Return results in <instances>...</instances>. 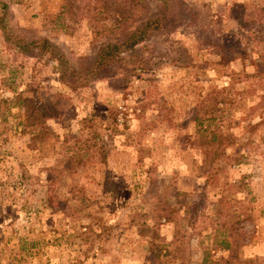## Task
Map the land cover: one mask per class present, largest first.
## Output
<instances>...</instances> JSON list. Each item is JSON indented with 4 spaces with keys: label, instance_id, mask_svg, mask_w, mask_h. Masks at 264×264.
I'll return each instance as SVG.
<instances>
[{
    "label": "rangeland",
    "instance_id": "374dc122",
    "mask_svg": "<svg viewBox=\"0 0 264 264\" xmlns=\"http://www.w3.org/2000/svg\"><path fill=\"white\" fill-rule=\"evenodd\" d=\"M5 1L18 33L47 37L73 60L118 40L114 9L130 13L138 3L108 0L94 28L76 10L61 14L65 0ZM186 1L195 23L152 35L77 89L62 81L56 59L0 35V99L13 100L0 115V264H206V249L215 260L227 255L212 237L223 223L246 238L238 258L264 264V81L236 82L210 127L239 133L233 164L216 166L196 146L207 139L193 120L205 89L264 65L257 48L239 57L240 25L229 14L234 3L264 0ZM57 93L64 112L35 144L24 111Z\"/></svg>",
    "mask_w": 264,
    "mask_h": 264
},
{
    "label": "trees",
    "instance_id": "16d2710c",
    "mask_svg": "<svg viewBox=\"0 0 264 264\" xmlns=\"http://www.w3.org/2000/svg\"><path fill=\"white\" fill-rule=\"evenodd\" d=\"M137 1L138 3L136 2L135 10L132 11L133 13L114 9L117 21L121 20L119 22L121 23L119 27L123 28L121 37L116 41L102 45L96 56L92 59L83 56L73 60L57 43L47 37L25 38L13 28L10 6L5 0H0V35L10 46L24 53L31 55L47 54L51 58L56 59L60 66V78L62 81L67 83L71 89H77L87 86L90 78L98 74H106L108 71H105L108 70V67L113 65L123 52L135 49L137 45L147 41L152 35L161 32L173 33L180 27L197 21L196 13L186 0H153L155 8L152 11H150L151 0ZM109 9H111V6L108 0H65V3L61 5L60 13L66 14L68 11L76 10L75 14L85 16L90 25L95 28L94 21L96 15L107 12ZM229 14H232L240 25L241 34L239 35V40L236 41L237 48L240 50L239 57L242 60L248 59L251 57L254 49L256 50L257 48L261 50V54H258L260 59H264V6L247 2L234 3L230 7ZM134 18H140L141 22L137 26H129V23ZM251 24L254 26L253 29H251ZM255 34L257 36H254ZM190 58L183 63L180 57L178 62L186 66H200L201 70H205L203 65L193 63ZM226 76L228 77V84L204 90V101L202 102V106L194 113L193 118L196 126L195 135H198V138L206 137L207 139L196 146L205 149L207 157L216 166H220L221 161L226 164H233V161L237 160L231 155L229 148L237 145L240 140L238 137L239 133L222 132L218 127L219 125L214 131L210 130L212 122H216L218 119V113L224 110L219 105L220 103H224L227 106L230 100H232L230 91L236 82L249 81L250 79H256L258 82L264 81V65L253 73L245 70L240 72L233 71ZM64 96L63 93H57L46 102L26 107L21 125L32 134V140L35 144H37L38 139L47 136L43 128L47 121L63 114ZM10 102H13L11 98L0 99V115L3 114L5 109L10 108ZM199 109L203 112H200ZM5 118L7 119V117ZM94 119L87 120L88 122H85L87 126ZM260 124H262V120L257 123H249L246 128L244 126V130L253 133ZM99 154L101 155V162L107 163L106 151L101 149ZM66 202H63V204H67ZM170 215L168 213L165 217L166 220L172 221ZM216 230V233L212 235L214 238L213 245L223 249V251L227 252V255H224L219 260H215L212 258V249H206L204 250V263L256 264L253 261H241L238 258V249L245 244L246 238L239 234L233 223L219 224Z\"/></svg>",
    "mask_w": 264,
    "mask_h": 264
}]
</instances>
